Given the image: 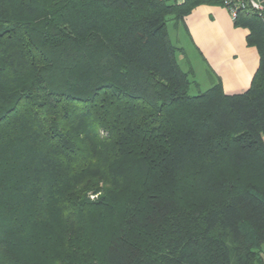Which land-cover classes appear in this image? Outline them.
Here are the masks:
<instances>
[{
  "label": "trees",
  "instance_id": "trees-1",
  "mask_svg": "<svg viewBox=\"0 0 264 264\" xmlns=\"http://www.w3.org/2000/svg\"><path fill=\"white\" fill-rule=\"evenodd\" d=\"M222 3L0 0V264H264L263 20L233 95L167 30Z\"/></svg>",
  "mask_w": 264,
  "mask_h": 264
},
{
  "label": "crops",
  "instance_id": "crops-1",
  "mask_svg": "<svg viewBox=\"0 0 264 264\" xmlns=\"http://www.w3.org/2000/svg\"><path fill=\"white\" fill-rule=\"evenodd\" d=\"M183 1L168 0V3L181 4ZM172 25L178 33L177 43L181 41L184 46H178L182 51L177 55L179 66L188 51L195 66L212 77L209 88L218 78L223 92L227 95L248 90L258 67V56L254 48L246 45L247 30L235 27L234 21L222 5L197 6L183 22ZM172 44L175 46L173 42ZM188 67L195 82L192 87L199 93L201 90L195 80L193 66L189 64Z\"/></svg>",
  "mask_w": 264,
  "mask_h": 264
},
{
  "label": "rangeland",
  "instance_id": "rangeland-1",
  "mask_svg": "<svg viewBox=\"0 0 264 264\" xmlns=\"http://www.w3.org/2000/svg\"><path fill=\"white\" fill-rule=\"evenodd\" d=\"M174 22L172 21H169L167 23V30L169 32V35H170V39L171 41L175 44V46L178 48V46L182 47V43L181 41H179V43H177V30L176 29H173V25ZM184 47V46H183ZM186 49V47H185ZM187 51V49H186ZM191 64L193 66V70H194V74H195V80L198 82L199 84V87H200V90L201 92L206 90L207 88H209L210 84H211V80H212V77L209 76L208 73L206 72H203L201 71V69H199V67L195 66V62L193 61L192 57H191V54L187 51L185 53V56H184V59L180 61V66L183 70H188V65ZM189 94L192 95V96H196L198 94V91L196 88H193L191 87L190 90H189ZM258 165V164H257ZM263 170V177L264 178V167L262 168ZM197 182L199 180H196ZM91 198H94L93 196ZM261 255L263 257V260H264V245L261 247Z\"/></svg>",
  "mask_w": 264,
  "mask_h": 264
},
{
  "label": "built area",
  "instance_id": "built-area-1",
  "mask_svg": "<svg viewBox=\"0 0 264 264\" xmlns=\"http://www.w3.org/2000/svg\"><path fill=\"white\" fill-rule=\"evenodd\" d=\"M222 6L229 13L233 21L239 10H246L249 7L250 10L256 12L262 18L264 23V7L259 0H248V3L244 0H223Z\"/></svg>",
  "mask_w": 264,
  "mask_h": 264
},
{
  "label": "water",
  "instance_id": "water-1",
  "mask_svg": "<svg viewBox=\"0 0 264 264\" xmlns=\"http://www.w3.org/2000/svg\"><path fill=\"white\" fill-rule=\"evenodd\" d=\"M260 2H264V0H259Z\"/></svg>",
  "mask_w": 264,
  "mask_h": 264
}]
</instances>
